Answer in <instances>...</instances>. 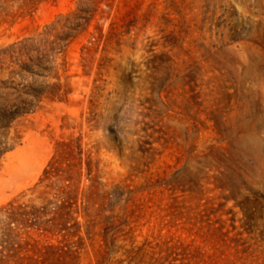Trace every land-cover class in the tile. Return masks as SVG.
<instances>
[{
	"label": "rangeland",
	"instance_id": "obj_1",
	"mask_svg": "<svg viewBox=\"0 0 264 264\" xmlns=\"http://www.w3.org/2000/svg\"><path fill=\"white\" fill-rule=\"evenodd\" d=\"M17 105L0 264H264V0H0ZM61 141L99 203L76 235L8 223L10 201L43 202Z\"/></svg>",
	"mask_w": 264,
	"mask_h": 264
},
{
	"label": "trees",
	"instance_id": "obj_2",
	"mask_svg": "<svg viewBox=\"0 0 264 264\" xmlns=\"http://www.w3.org/2000/svg\"><path fill=\"white\" fill-rule=\"evenodd\" d=\"M37 92L32 94H35L34 96L37 97L38 101H41L46 91L38 90ZM28 93L31 92L28 91ZM27 102L32 104L33 101L27 100ZM32 110L29 107L19 105L15 108L3 107L0 109V118L4 120L5 127H7L19 114ZM70 143L72 142L61 141L58 143L59 146H66L67 148H64L63 151L57 149V153L50 160L37 183V186L45 185V189L42 190L43 202L41 205H15L16 200L10 201L7 206L2 208L6 210L8 223L16 222L23 224L24 227H36L44 233H58L67 230L68 235H76L79 232L80 222L77 217L80 209L83 208L88 211L99 203L98 198L101 196L95 194L92 186L80 195L82 150L78 144L79 150L75 153V149ZM14 146L15 144L9 145L8 143V131H3L0 136V158ZM75 158L80 160L75 161ZM63 162L66 164L62 165ZM79 198L82 199L81 205ZM100 205L102 208L98 206V210L104 209L103 204ZM73 220L77 227L75 231H72L73 225L69 224Z\"/></svg>",
	"mask_w": 264,
	"mask_h": 264
}]
</instances>
